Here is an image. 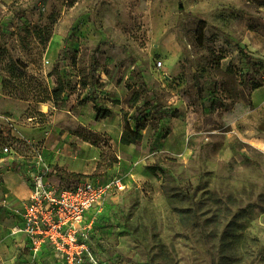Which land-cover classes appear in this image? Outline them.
Returning a JSON list of instances; mask_svg holds the SVG:
<instances>
[{
    "label": "rangeland",
    "instance_id": "obj_1",
    "mask_svg": "<svg viewBox=\"0 0 264 264\" xmlns=\"http://www.w3.org/2000/svg\"><path fill=\"white\" fill-rule=\"evenodd\" d=\"M3 84L27 106L19 125L101 149L96 172L57 188L124 176L85 214L80 264H264V0H0ZM95 105L111 117L95 121ZM126 122L142 138L121 151L88 129ZM4 148L21 164L38 154L0 132ZM26 244L0 264H58Z\"/></svg>",
    "mask_w": 264,
    "mask_h": 264
},
{
    "label": "crops",
    "instance_id": "obj_2",
    "mask_svg": "<svg viewBox=\"0 0 264 264\" xmlns=\"http://www.w3.org/2000/svg\"><path fill=\"white\" fill-rule=\"evenodd\" d=\"M51 108V102L41 104L38 112L40 115H46ZM26 109V105L11 101L5 96L0 86V117H7V121L0 120V132L3 136L16 142L24 140L33 153L36 150L38 151L37 155L42 157V161L39 162L35 154L30 155L26 163L21 164L16 155H0V216L4 219L0 222V260L2 261H9L15 254L20 253V248L26 243L28 249H30L24 234L20 232L19 235H16L21 227L19 219L11 216L8 211L10 204L26 200L29 197L28 177L30 174L41 167H46L48 182L57 188L58 184L74 183V176L89 175L96 172L101 156L99 147L87 145L77 135L67 134V132L60 134V131H55L50 127H40L38 124L19 125L18 120L23 116ZM34 120L29 118L27 122ZM88 129L94 133H108L111 135L110 144L113 150L121 151L125 147L119 143L122 127L116 132L111 126L104 127L99 123H95L89 126ZM10 152L12 153V151ZM19 163L21 169L18 167ZM6 214L15 220L5 219ZM13 221L14 226H12ZM16 239L20 240L21 243L15 244ZM41 252L42 250L39 254ZM54 258L58 264H61L55 255Z\"/></svg>",
    "mask_w": 264,
    "mask_h": 264
},
{
    "label": "built area",
    "instance_id": "obj_3",
    "mask_svg": "<svg viewBox=\"0 0 264 264\" xmlns=\"http://www.w3.org/2000/svg\"><path fill=\"white\" fill-rule=\"evenodd\" d=\"M155 66L160 68L162 62H156ZM3 152L9 153L8 148ZM35 157L42 161L41 155ZM47 176L46 167L32 172L28 177L29 197L10 204L8 211L19 219V231L27 239L31 252L37 253L47 246L61 264H80L85 250L81 242L83 218L106 195L125 188L124 176L115 174L108 180L85 176L67 189L53 187Z\"/></svg>",
    "mask_w": 264,
    "mask_h": 264
},
{
    "label": "trees",
    "instance_id": "obj_4",
    "mask_svg": "<svg viewBox=\"0 0 264 264\" xmlns=\"http://www.w3.org/2000/svg\"><path fill=\"white\" fill-rule=\"evenodd\" d=\"M21 66V68H23V65H21L19 62L16 63H11L10 64V68L11 70H14L16 68V66ZM56 87L53 88L50 91L49 97L46 99L45 97H41L40 95H38L37 97H35V102L37 103H44L45 101H49L53 104L54 107H57L61 101V97L62 94L64 93L63 87H62V83L60 78L57 79L56 81ZM85 86V85H83ZM92 87V86H91ZM85 88V87H84ZM2 89L3 92H6V86L3 84L2 85ZM93 94L94 93V89H92L91 91ZM10 94L7 92V95ZM138 102V97H135L132 100V104L131 105H135ZM118 104V103H115ZM95 108V112H96V116H95V121H100L106 118L111 117L112 112L107 110V109H102V108H97L96 105L94 106ZM124 116V121H126V114L123 115ZM143 129L142 126H135V128H131L127 122L125 123V128H123L121 136H120V140L119 143L122 146H130V145H134L137 142H139L142 138L140 131ZM84 142H87L85 139H83ZM92 145H94V143H91ZM149 170L151 173H154L155 170H157L155 167H149Z\"/></svg>",
    "mask_w": 264,
    "mask_h": 264
}]
</instances>
